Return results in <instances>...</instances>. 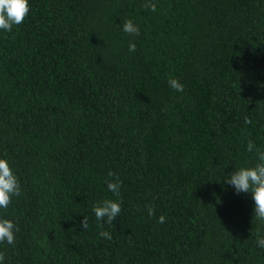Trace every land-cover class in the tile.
Segmentation results:
<instances>
[{"label": "trees", "instance_id": "trees-1", "mask_svg": "<svg viewBox=\"0 0 264 264\" xmlns=\"http://www.w3.org/2000/svg\"><path fill=\"white\" fill-rule=\"evenodd\" d=\"M29 6L0 31V158L21 193L0 209L19 228L3 264H264L251 193L224 181L258 162L248 140L264 151V0Z\"/></svg>", "mask_w": 264, "mask_h": 264}, {"label": "clouds", "instance_id": "clouds-1", "mask_svg": "<svg viewBox=\"0 0 264 264\" xmlns=\"http://www.w3.org/2000/svg\"><path fill=\"white\" fill-rule=\"evenodd\" d=\"M144 7L151 11H156V5L154 3H147ZM30 12L29 0H0V31L11 32L13 26L22 24L25 18ZM123 31L129 35H139V27L135 25L130 19L125 20L123 24ZM129 51L134 52L136 45L130 42L128 45ZM169 86L178 92H183L184 85L176 78H169ZM246 124H250L251 121L245 119ZM255 149L258 162L250 167H241L235 169L234 173H231L224 178L225 183L231 185L236 193H251L254 201V215L260 220L264 221V151L256 149V146L252 140H248L247 150L253 152ZM109 176H114L112 172H109ZM119 177L115 176L114 181L107 182V188L115 195H119L120 191ZM20 185L17 176L13 173V170L6 159L0 158V209H6L12 202V197L19 196ZM95 217L98 221H103L107 218V223L112 224L113 221L121 213V204L114 200H103L98 202L93 208ZM149 216L155 214L153 208L148 210ZM159 223L165 222V217L160 216ZM82 228L88 227V221L86 217H83L81 222ZM99 227L102 229L99 233L100 237L110 240L111 235L103 230V224ZM19 231V228L8 219H0V243L7 242L12 245L15 242V233ZM257 245L264 248V236H260L257 231ZM5 260V253L0 252V264H3Z\"/></svg>", "mask_w": 264, "mask_h": 264}]
</instances>
